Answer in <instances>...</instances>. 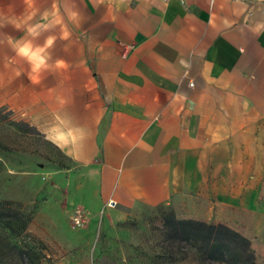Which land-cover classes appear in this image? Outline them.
<instances>
[{"label": "crops", "instance_id": "crops-1", "mask_svg": "<svg viewBox=\"0 0 264 264\" xmlns=\"http://www.w3.org/2000/svg\"><path fill=\"white\" fill-rule=\"evenodd\" d=\"M34 9L29 24L49 29L33 46L55 36L56 51L16 80L1 69L0 106L70 160L58 175L72 206L99 213L113 199L125 217L180 202H256L264 0H34ZM25 10V0H0V15ZM0 41L6 64L15 52Z\"/></svg>", "mask_w": 264, "mask_h": 264}, {"label": "rangeland", "instance_id": "rangeland-1", "mask_svg": "<svg viewBox=\"0 0 264 264\" xmlns=\"http://www.w3.org/2000/svg\"><path fill=\"white\" fill-rule=\"evenodd\" d=\"M9 35L20 38L24 32L12 27L0 30L2 40ZM50 49L55 53V46ZM6 65L16 73L14 80L30 69V63L16 54L1 63L0 70ZM71 167L70 160L37 127L11 106H0V201L14 202L33 217L27 230L14 239L26 256L40 264H200L194 257L173 261L168 256L171 249L165 242L163 216L168 209L175 210L171 206L141 208L125 217L107 206L99 213L83 209L87 219L76 225L73 214L82 207L67 201L58 175ZM244 193L241 198L247 197ZM185 204L180 202L175 210L179 218L229 225L250 238L258 262L264 264V189L257 190L256 202ZM2 246L6 264H22L8 250L10 245Z\"/></svg>", "mask_w": 264, "mask_h": 264}, {"label": "trees", "instance_id": "trees-1", "mask_svg": "<svg viewBox=\"0 0 264 264\" xmlns=\"http://www.w3.org/2000/svg\"><path fill=\"white\" fill-rule=\"evenodd\" d=\"M32 220V215L17 208L14 202L0 201V264H6L2 244L10 245L8 250L21 258L22 264H40L26 256L14 241ZM163 223L165 242L171 249L168 256L173 261L194 257L200 264H261L250 238L227 224L179 218L173 209L164 213Z\"/></svg>", "mask_w": 264, "mask_h": 264}, {"label": "clouds", "instance_id": "clouds-1", "mask_svg": "<svg viewBox=\"0 0 264 264\" xmlns=\"http://www.w3.org/2000/svg\"><path fill=\"white\" fill-rule=\"evenodd\" d=\"M26 10L25 13H21L19 16L13 15L12 17H8L5 15H0V28H5L11 26L16 31H23L25 36L31 37L32 39H25V36H21L20 38H13L12 36H7V44L12 48L17 56H21L25 58L31 65V71L33 73L39 72L42 67H46V58L42 55L47 48H50L54 45L57 37L55 36H47L45 38V44L43 47H34L33 40L39 37L43 31L49 29V25L47 23H34L29 24V21H32L34 17L37 16V10L27 11V9H33L34 0H25ZM75 13H72L69 16V19H73L75 17ZM47 14L43 15V20H47ZM57 23H61V21H57ZM69 36L68 32H63L61 38L67 39ZM0 43H4V41H0ZM60 61H57V64H60ZM19 75V73H17ZM31 78V77H30ZM35 82V81H34Z\"/></svg>", "mask_w": 264, "mask_h": 264}, {"label": "built area", "instance_id": "built-area-1", "mask_svg": "<svg viewBox=\"0 0 264 264\" xmlns=\"http://www.w3.org/2000/svg\"><path fill=\"white\" fill-rule=\"evenodd\" d=\"M106 206L108 208H117L118 206V203L115 201V200H109V202L106 204ZM87 219V216H86V213L83 209L81 208H78L74 211V214H73V220H74V223L78 226L82 225Z\"/></svg>", "mask_w": 264, "mask_h": 264}]
</instances>
